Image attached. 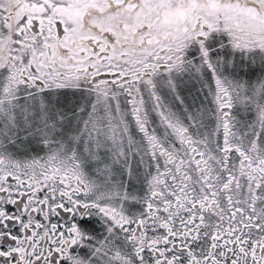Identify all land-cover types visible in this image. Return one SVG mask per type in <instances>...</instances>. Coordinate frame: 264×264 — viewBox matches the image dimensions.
Returning a JSON list of instances; mask_svg holds the SVG:
<instances>
[{"label":"snow or ice","instance_id":"obj_1","mask_svg":"<svg viewBox=\"0 0 264 264\" xmlns=\"http://www.w3.org/2000/svg\"><path fill=\"white\" fill-rule=\"evenodd\" d=\"M0 264H264V0H0Z\"/></svg>","mask_w":264,"mask_h":264}]
</instances>
